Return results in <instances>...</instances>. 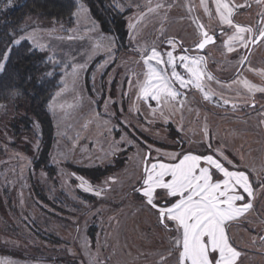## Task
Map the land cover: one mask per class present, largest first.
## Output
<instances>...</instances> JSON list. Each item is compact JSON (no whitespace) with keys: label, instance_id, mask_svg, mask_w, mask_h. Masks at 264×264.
<instances>
[{"label":"rangeland","instance_id":"1","mask_svg":"<svg viewBox=\"0 0 264 264\" xmlns=\"http://www.w3.org/2000/svg\"><path fill=\"white\" fill-rule=\"evenodd\" d=\"M224 2L233 10L231 26L220 21L215 0H116L126 13L122 43L85 5L73 26L26 20L17 39L32 34L28 40L62 77L50 101L49 148L25 106L0 107V264H179L178 233L160 223L139 190L145 164L189 152L214 155L249 177L253 197L244 194V202L253 206L226 231L231 245L264 250V38L250 49L264 30V0ZM235 25L252 31L243 34L247 47L233 41L229 52ZM204 30L215 42L200 50ZM152 48L165 60L169 51L203 57V91L175 82L177 97L145 100L140 85ZM107 166L100 179L84 171ZM243 254L236 264L249 262ZM252 255L264 264L263 253Z\"/></svg>","mask_w":264,"mask_h":264},{"label":"snow or ice","instance_id":"2","mask_svg":"<svg viewBox=\"0 0 264 264\" xmlns=\"http://www.w3.org/2000/svg\"><path fill=\"white\" fill-rule=\"evenodd\" d=\"M215 6L220 21L233 25V10L229 4L224 0H215ZM84 11L86 9L81 4L78 13ZM199 27L203 28V25ZM251 31V28L235 25L234 34L226 41L228 51L234 50L231 47L233 41H239L247 47L243 34ZM202 36L203 39L196 44L198 49H204L207 44L214 42V37L208 32H202ZM259 38H264V31L259 33ZM28 39H33L32 34L21 36L13 43L19 45ZM166 56L165 60L161 53L152 48L150 54L144 57L147 72L140 85V93L145 100L151 98L159 102L162 98L177 97L179 93L175 90V82L182 88L192 85L203 91L201 80L205 74L200 67L203 57L181 55L177 58L171 51ZM7 59L6 52L0 60V71L4 69ZM177 59L185 69L187 79L176 70ZM166 66H170V74ZM205 97H208L206 92ZM173 160L175 162L146 164L139 191L147 204L156 209L160 223L167 228V220L178 233L174 243L178 249L179 264H236L240 253L229 243L226 225L253 206L251 200L244 202V194L253 197L249 177L241 171H230L214 155L189 152L181 154L178 159L173 156ZM214 170L222 174V178H214ZM86 190L92 189L89 186ZM238 201L241 203L238 204Z\"/></svg>","mask_w":264,"mask_h":264},{"label":"trees","instance_id":"3","mask_svg":"<svg viewBox=\"0 0 264 264\" xmlns=\"http://www.w3.org/2000/svg\"><path fill=\"white\" fill-rule=\"evenodd\" d=\"M81 4L89 9L104 32L114 34L118 43L126 40V13L117 6L116 0H0V60L6 52L8 55L5 67L0 71V107L11 101L25 106L38 119L48 137L47 148L54 130L50 101L61 86L62 72L59 65L54 67L51 60L29 40L19 45L13 41L32 16L73 26L75 13ZM112 168L96 167L84 171L92 179H100ZM37 194L40 200H44L41 193ZM39 233L48 235L41 229Z\"/></svg>","mask_w":264,"mask_h":264},{"label":"flooded vegetation","instance_id":"4","mask_svg":"<svg viewBox=\"0 0 264 264\" xmlns=\"http://www.w3.org/2000/svg\"><path fill=\"white\" fill-rule=\"evenodd\" d=\"M204 31H206V32H208L207 30H204ZM262 31H264V30H262ZM261 32V31H260ZM259 32V33H260ZM208 34L210 35V36H213L214 37V42H215V35L214 34H212V33H209L208 32ZM258 37H259V34H257L256 36H255V38H254V40L253 41H255V42H253L252 41V43H253V46H255V45H258L261 41H262V39L263 38H259L258 39ZM202 39H203V36H202ZM201 39V40H202ZM200 40V41H201ZM213 42V43H214ZM213 43H209V44H207L206 46H205V48L207 47V46H209V45H211V44H213ZM200 50H203V49H200ZM241 224H243V223H237V226H243V225H241ZM246 226V225H245ZM262 239H264V237L262 238ZM229 240H230V242L232 243V241H231V238H229ZM239 253H240V255H239V257L237 258V260H236V262L238 261V259L240 258V260L242 259V256L244 255L243 253H245V254H249L250 255V260H249V262H247V263H244V262H242L241 264H254L255 262L254 261H256L255 260V258H254V256L252 255V254H255V253H263L264 254V250H260L259 251V249H257V248H255L254 246H244V247H240V246H236V245H232Z\"/></svg>","mask_w":264,"mask_h":264},{"label":"water","instance_id":"5","mask_svg":"<svg viewBox=\"0 0 264 264\" xmlns=\"http://www.w3.org/2000/svg\"><path fill=\"white\" fill-rule=\"evenodd\" d=\"M253 47V43H251L250 49ZM250 51V50H249ZM249 53V52H248ZM248 55V54H247ZM146 165V164H145Z\"/></svg>","mask_w":264,"mask_h":264},{"label":"crops","instance_id":"6","mask_svg":"<svg viewBox=\"0 0 264 264\" xmlns=\"http://www.w3.org/2000/svg\"><path fill=\"white\" fill-rule=\"evenodd\" d=\"M238 202H239V201H238ZM238 202H237V203H238Z\"/></svg>","mask_w":264,"mask_h":264}]
</instances>
